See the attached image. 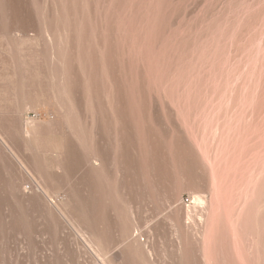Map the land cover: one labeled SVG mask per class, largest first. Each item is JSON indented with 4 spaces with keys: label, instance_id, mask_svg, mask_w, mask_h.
Listing matches in <instances>:
<instances>
[{
    "label": "rangeland",
    "instance_id": "obj_1",
    "mask_svg": "<svg viewBox=\"0 0 264 264\" xmlns=\"http://www.w3.org/2000/svg\"><path fill=\"white\" fill-rule=\"evenodd\" d=\"M0 264H264V0H0Z\"/></svg>",
    "mask_w": 264,
    "mask_h": 264
},
{
    "label": "bare ground",
    "instance_id": "obj_2",
    "mask_svg": "<svg viewBox=\"0 0 264 264\" xmlns=\"http://www.w3.org/2000/svg\"><path fill=\"white\" fill-rule=\"evenodd\" d=\"M194 200H196V198H194Z\"/></svg>",
    "mask_w": 264,
    "mask_h": 264
}]
</instances>
